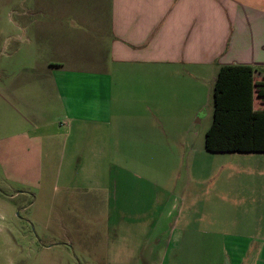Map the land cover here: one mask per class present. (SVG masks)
<instances>
[{
	"label": "crops",
	"instance_id": "crops-1",
	"mask_svg": "<svg viewBox=\"0 0 264 264\" xmlns=\"http://www.w3.org/2000/svg\"><path fill=\"white\" fill-rule=\"evenodd\" d=\"M54 1L75 4L46 12L54 56L0 83L7 176L25 191L45 177L46 190L107 193L100 202L123 207L126 224L170 241L162 264L202 240L204 264H264V151L205 146L222 66L254 68L264 111V0Z\"/></svg>",
	"mask_w": 264,
	"mask_h": 264
},
{
	"label": "rangeland",
	"instance_id": "rangeland-1",
	"mask_svg": "<svg viewBox=\"0 0 264 264\" xmlns=\"http://www.w3.org/2000/svg\"><path fill=\"white\" fill-rule=\"evenodd\" d=\"M61 7L75 8V4L0 0V83L23 65L34 67L22 70L31 74L43 69L53 55L44 51V28L55 23L46 12ZM19 26L31 27L30 32L24 35ZM5 119L6 115L1 117ZM199 122L197 128L201 129L205 121ZM107 163L100 161L101 182L108 181ZM44 180L42 177L41 188L25 191L0 163V264H162L170 241L148 239L142 226L126 224L123 207L109 210L100 202L107 193L70 191L54 185L46 190ZM160 227L168 237L170 225ZM177 242L173 241L171 251ZM203 242L197 241L195 256L179 253L171 261L204 264Z\"/></svg>",
	"mask_w": 264,
	"mask_h": 264
},
{
	"label": "trees",
	"instance_id": "trees-1",
	"mask_svg": "<svg viewBox=\"0 0 264 264\" xmlns=\"http://www.w3.org/2000/svg\"><path fill=\"white\" fill-rule=\"evenodd\" d=\"M254 68L224 65L218 72L215 112L206 133L209 151H264V111L253 108Z\"/></svg>",
	"mask_w": 264,
	"mask_h": 264
}]
</instances>
